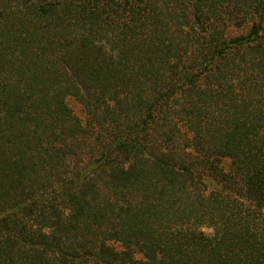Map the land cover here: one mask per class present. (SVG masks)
Instances as JSON below:
<instances>
[{
  "label": "trees",
  "instance_id": "16d2710c",
  "mask_svg": "<svg viewBox=\"0 0 264 264\" xmlns=\"http://www.w3.org/2000/svg\"><path fill=\"white\" fill-rule=\"evenodd\" d=\"M0 264H264V0H0Z\"/></svg>",
  "mask_w": 264,
  "mask_h": 264
}]
</instances>
